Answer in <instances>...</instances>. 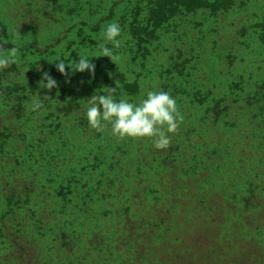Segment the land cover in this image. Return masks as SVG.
<instances>
[{"label":"rangeland","instance_id":"374dc122","mask_svg":"<svg viewBox=\"0 0 264 264\" xmlns=\"http://www.w3.org/2000/svg\"><path fill=\"white\" fill-rule=\"evenodd\" d=\"M110 22L119 59L61 87L50 62L91 57ZM0 45L19 49L0 70V264H264V0H0ZM107 88L170 92V146L91 128Z\"/></svg>","mask_w":264,"mask_h":264},{"label":"clouds","instance_id":"9594fccd","mask_svg":"<svg viewBox=\"0 0 264 264\" xmlns=\"http://www.w3.org/2000/svg\"><path fill=\"white\" fill-rule=\"evenodd\" d=\"M121 36V25L118 22L108 23L102 30V42L97 51L91 57L81 54L71 70L94 74L95 65L92 63V58L108 57L113 62L119 59L114 49L121 47ZM11 41L10 37L9 43ZM18 55L17 47L5 50L0 45V70L14 63ZM50 63L54 64L61 74L67 75L66 66H69L62 59ZM39 86L42 90L51 92L58 85L50 74L44 73ZM117 94V89L107 88V94L98 92L87 100L85 116L90 127L103 131L110 125L111 135L119 140L147 138L157 150L168 148L172 135L177 132L183 119L178 111L177 100L171 93L163 89L147 90L146 94L136 101H131L125 96L117 98ZM42 106L41 101L37 99L35 108Z\"/></svg>","mask_w":264,"mask_h":264},{"label":"trees","instance_id":"16d2710c","mask_svg":"<svg viewBox=\"0 0 264 264\" xmlns=\"http://www.w3.org/2000/svg\"><path fill=\"white\" fill-rule=\"evenodd\" d=\"M195 7H189L188 9H190V10H193ZM163 12H164V9L163 8H161V6L160 7H158V8H156V10H155V16L156 17H154V19H151L150 20V23H149V25L146 27V28H135L136 29V31L137 32H139V41H140V44L142 45V49H146L147 48V46L151 43V42H154V41H157V40H159L158 39V32H159V30L160 29H162V27L170 20H163L162 18L164 17L163 16ZM161 14H162V16H161ZM144 33V35L142 36V34ZM145 46V47H144ZM66 64L68 63L67 61L65 62ZM70 70H71V67L69 68V67H67L66 66V73H67V75H63V74H61V80L59 81V83H61V87H63V85H65L64 83H66L68 80H69V77H70ZM54 70H52V71H50L48 74H50L52 77H53V75H54V72H53ZM65 80V81H64ZM59 85V84H58ZM130 88H132V90L134 91H136V92H138L139 91V86H138V84L137 83H133L132 85H130ZM55 90H57L56 88L55 89H53V90H51V92H48V94L50 95V96H53L55 93H56V91ZM60 96H62L63 97V102L65 103V105H64V108H68V107H70V108H73V107H79V105H78V100L77 99H72V100H70L71 99V96H72V94L70 93V92H68L67 94H60ZM69 100V101H68ZM222 110H225V108L224 109H222Z\"/></svg>","mask_w":264,"mask_h":264}]
</instances>
